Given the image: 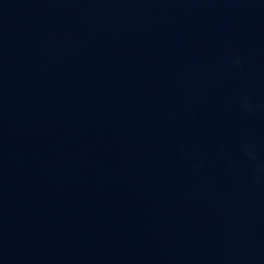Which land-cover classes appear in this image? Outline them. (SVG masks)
Returning <instances> with one entry per match:
<instances>
[{
  "label": "water",
  "instance_id": "obj_1",
  "mask_svg": "<svg viewBox=\"0 0 264 264\" xmlns=\"http://www.w3.org/2000/svg\"><path fill=\"white\" fill-rule=\"evenodd\" d=\"M0 264H264V0H0Z\"/></svg>",
  "mask_w": 264,
  "mask_h": 264
}]
</instances>
